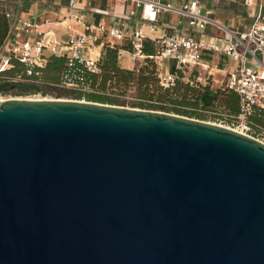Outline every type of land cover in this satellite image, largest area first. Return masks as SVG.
<instances>
[{"label": "water", "instance_id": "water-1", "mask_svg": "<svg viewBox=\"0 0 264 264\" xmlns=\"http://www.w3.org/2000/svg\"><path fill=\"white\" fill-rule=\"evenodd\" d=\"M0 264H264V142L161 110L0 101Z\"/></svg>", "mask_w": 264, "mask_h": 264}, {"label": "built area", "instance_id": "built-area-1", "mask_svg": "<svg viewBox=\"0 0 264 264\" xmlns=\"http://www.w3.org/2000/svg\"><path fill=\"white\" fill-rule=\"evenodd\" d=\"M121 1L132 2L136 8L141 9L140 18L135 20L140 25L130 28L132 13L117 15L111 24L86 23L79 6L80 0H68L67 12L59 20L67 32L64 40H59L52 29L41 30V24L31 17L18 18L0 49V72L9 69L12 60L17 59L29 75L34 68L44 67L49 56H65L66 70L62 84L91 92L93 88L90 82L84 80V73L99 71L97 61L101 56L103 43L108 42L111 46L126 43L130 50L119 49L118 57L129 53L132 59H144L146 55L142 46L147 34L143 23H151L150 30L153 31L158 13L171 11L187 19L189 30L163 33L156 38L155 54L149 57L156 65L159 84L168 87L177 79L184 80L186 70L191 73L196 71L194 78L200 82L202 71L209 74L210 69L209 64L203 60V52H222L234 63L227 72L225 86L239 97V111L230 116L231 123L241 127L244 133L252 131L254 125L250 116L255 110H264V21L258 17L245 29L234 31L211 19V10L203 7L200 0H184L178 6L159 0ZM246 1L249 3L252 0ZM208 24L225 31L223 44L196 39L192 35V32H198L203 36ZM167 58L175 61L173 71L162 68V61ZM76 62L82 67L76 68ZM13 80L24 81L22 74H17ZM3 100L5 97L0 93V101Z\"/></svg>", "mask_w": 264, "mask_h": 264}, {"label": "trees", "instance_id": "trees-1", "mask_svg": "<svg viewBox=\"0 0 264 264\" xmlns=\"http://www.w3.org/2000/svg\"><path fill=\"white\" fill-rule=\"evenodd\" d=\"M11 24L7 13L0 11V49L10 35ZM130 50L126 43L109 45L104 42L101 56L97 61L98 72L86 71L84 80L90 82L93 91L59 87L66 70L65 56L51 55L44 67L34 68L32 73H25L24 65L17 59L12 60V66L0 72V93L6 94L15 90L18 94L53 93L58 98L67 94L75 98H85L88 101L125 105L127 101L121 99L128 89L136 91L138 99L131 102L132 106L176 113L197 119H206L208 115L198 108H208L219 103L227 114V120H232L239 111V97L233 90L224 86H213L209 81H196L193 74L190 81L177 79L172 85L163 87L156 75V65L149 55H154L156 44L145 38L142 51L146 55L143 64L135 68H124L118 63L119 49ZM76 68L82 65L76 62ZM17 74H22L24 81H14ZM196 75V72H194ZM182 76V75H181ZM251 122L264 125V110H255L250 116Z\"/></svg>", "mask_w": 264, "mask_h": 264}, {"label": "crops", "instance_id": "crops-1", "mask_svg": "<svg viewBox=\"0 0 264 264\" xmlns=\"http://www.w3.org/2000/svg\"><path fill=\"white\" fill-rule=\"evenodd\" d=\"M161 2H169L175 6L180 5L184 0H159ZM205 8L211 10L209 17L225 28L241 31L249 26L258 17L264 21V0H200ZM68 0H0V11L8 14L11 29L18 18L31 17L35 22L41 24L40 29L46 31L52 29L55 36L59 40H64L67 36L64 25L59 21L67 12ZM84 14L86 23H104L111 24L117 15L122 13H132L133 21L130 28L141 23L135 20L140 18L141 9L136 8L132 2L121 0H80L79 4ZM143 27L147 34L146 38L152 40L156 44V38L163 33H172L174 31L188 29L187 19L171 11H161L158 13L157 21L154 22V30H150L151 23L144 22ZM225 31L217 26L208 24L203 36L198 32H192L196 39H204L205 41L217 42L223 44L225 41ZM157 45V44H156ZM129 53H123L122 56H128ZM131 57V56H130ZM125 59L127 68H132L131 59ZM121 57H118L120 66ZM203 60L209 64V74L202 77L201 83L209 81L213 86H224L228 70L234 65L233 61L222 52H214L205 50L203 52ZM162 68L165 71H173L175 69V61L173 59H164ZM193 71L192 74L194 76ZM192 76V75H191Z\"/></svg>", "mask_w": 264, "mask_h": 264}, {"label": "rangeland", "instance_id": "rangeland-1", "mask_svg": "<svg viewBox=\"0 0 264 264\" xmlns=\"http://www.w3.org/2000/svg\"><path fill=\"white\" fill-rule=\"evenodd\" d=\"M129 56V55H128ZM126 58H124L123 56L120 58L121 61V65H123L124 68H127L126 64H125V59L129 58L127 56H125ZM130 61L133 64V68L140 66L141 64H143L144 59H132L130 57ZM192 73L188 70L185 71L184 73V81H190L192 79L191 77ZM208 74L206 72L202 71V76L206 77ZM188 79V80H187ZM224 87L225 84H223ZM59 87H65V88H70V89H76L73 86H66L65 84H62V81L59 83L58 85ZM77 90V89H76ZM3 97L6 98H58L55 94L53 93H47V94H42L40 92L37 93H27V94H18L15 92V90L13 91H9L8 93L4 94ZM119 97L121 99H125L127 101V103L123 106H128V107H135L132 106L131 102H134L138 99L136 91L134 89H128L126 90L122 95H119ZM59 98H71V99H78L73 97L72 95H63ZM84 100H86L85 98H82ZM138 108V107H137ZM199 111H202L204 113H206L208 115V117L206 119H203L205 121H209L212 123H216V124H221L223 126H227L230 128H236L238 130H241V127H238L236 124H232L231 120H227V114L226 111L224 110V108L222 106L219 105V103H216L214 106L212 107H208V108H198ZM253 129L250 132H246L245 134L254 137L262 142H264V125H260V124H255L253 121ZM243 131V130H241Z\"/></svg>", "mask_w": 264, "mask_h": 264}, {"label": "bare ground", "instance_id": "bare-ground-1", "mask_svg": "<svg viewBox=\"0 0 264 264\" xmlns=\"http://www.w3.org/2000/svg\"><path fill=\"white\" fill-rule=\"evenodd\" d=\"M234 130H236V131H239V132H241V133H244L243 131H241V130H238V129H236V128H233ZM245 134V133H244Z\"/></svg>", "mask_w": 264, "mask_h": 264}]
</instances>
